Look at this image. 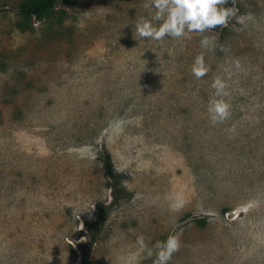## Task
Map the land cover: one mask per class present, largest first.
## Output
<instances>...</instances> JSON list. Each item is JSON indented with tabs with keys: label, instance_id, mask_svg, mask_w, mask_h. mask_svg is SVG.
I'll return each mask as SVG.
<instances>
[{
	"label": "rangeland",
	"instance_id": "374dc122",
	"mask_svg": "<svg viewBox=\"0 0 264 264\" xmlns=\"http://www.w3.org/2000/svg\"><path fill=\"white\" fill-rule=\"evenodd\" d=\"M24 1L0 0V264L80 263L86 221L113 202L104 151L124 198L93 264H152L141 235L177 238L168 264H264V0H234L223 37L160 41L135 35L150 0L30 18ZM217 78L228 107L213 122Z\"/></svg>",
	"mask_w": 264,
	"mask_h": 264
},
{
	"label": "clouds",
	"instance_id": "9594fccd",
	"mask_svg": "<svg viewBox=\"0 0 264 264\" xmlns=\"http://www.w3.org/2000/svg\"><path fill=\"white\" fill-rule=\"evenodd\" d=\"M227 0H150L154 9L151 17L141 16L135 24V35L154 41L164 38H181L189 33H204L218 25L226 23L232 10L223 7ZM208 43V37L201 40V45ZM191 72L197 78L203 77L206 72L203 56H197L192 65ZM212 87L216 95L208 102V112L213 122L227 116V104L220 96L224 88L223 82L217 78ZM137 243L147 249L149 256L155 255L152 264H168L172 254L179 247L177 238L169 235L163 241H156L151 248L144 243V237L137 238Z\"/></svg>",
	"mask_w": 264,
	"mask_h": 264
},
{
	"label": "trees",
	"instance_id": "16d2710c",
	"mask_svg": "<svg viewBox=\"0 0 264 264\" xmlns=\"http://www.w3.org/2000/svg\"><path fill=\"white\" fill-rule=\"evenodd\" d=\"M60 3L61 0H26L20 6L19 11L23 16L30 18L32 16L39 15L41 12L55 10L60 6ZM233 4L234 0H228L225 3L224 7L230 8L232 10ZM35 20H37V17L34 18V21ZM215 29L219 30L221 36L223 37L224 32L227 30L226 23L216 26ZM102 162L105 173L109 179V187L113 196L112 204H115L116 202L124 198L121 187L123 182V175L115 170L112 157L107 151H104L102 153ZM112 204L102 207L100 209V214L98 215L96 220L90 222L86 221L85 226L88 229V241L81 242L79 244L81 250V261L79 264H93L91 261V250L93 244L98 239V236L103 228L104 222Z\"/></svg>",
	"mask_w": 264,
	"mask_h": 264
},
{
	"label": "built area",
	"instance_id": "2783aa9c",
	"mask_svg": "<svg viewBox=\"0 0 264 264\" xmlns=\"http://www.w3.org/2000/svg\"><path fill=\"white\" fill-rule=\"evenodd\" d=\"M39 23H40L39 21H35V22H34V25L37 26V25H39Z\"/></svg>",
	"mask_w": 264,
	"mask_h": 264
}]
</instances>
